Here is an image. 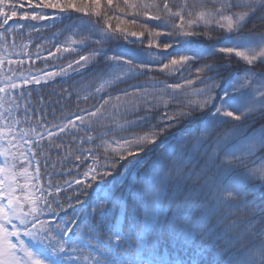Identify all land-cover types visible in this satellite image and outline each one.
<instances>
[{
  "label": "snow or ice",
  "instance_id": "6c2138e0",
  "mask_svg": "<svg viewBox=\"0 0 264 264\" xmlns=\"http://www.w3.org/2000/svg\"><path fill=\"white\" fill-rule=\"evenodd\" d=\"M47 28L68 62L33 72L15 38ZM73 74L97 102L33 122L28 86ZM0 264H264V0H0Z\"/></svg>",
  "mask_w": 264,
  "mask_h": 264
},
{
  "label": "trees",
  "instance_id": "16d2710c",
  "mask_svg": "<svg viewBox=\"0 0 264 264\" xmlns=\"http://www.w3.org/2000/svg\"><path fill=\"white\" fill-rule=\"evenodd\" d=\"M119 2L123 6V0H114V3ZM23 10V9H21ZM51 11V10H49ZM114 12L120 15L121 19H116L115 16H113L112 12H109V16L112 17L108 22L111 24L112 28L115 29L117 24H120V27L122 29H126L127 32L130 34L131 32H137L141 33L144 32V35L141 37V39L144 41L143 44H127L126 47L129 49H140L144 48L148 43V33L140 26V23L132 24L128 21L132 20L135 16V12L132 10H129L127 8H124V10L121 12L120 9H113ZM138 21H144V17H137ZM123 21V22H122ZM11 23V22H10ZM22 23H28V22H22ZM150 25L155 24V21H149ZM53 33H56V39L63 40L64 37L60 36L57 32L56 28H47L42 29L40 33H31L29 34L27 29L23 30V35H18L15 38V43L17 45V48L15 51L20 52L21 56L20 59H23L25 61L24 68H28L32 61H35V64L32 65V71L35 72L37 70H51L54 66L59 67L67 64V60L58 59L53 61L51 58H49L47 61H45L44 57L47 56L48 50L52 47V41H53ZM41 37L43 39H41ZM129 39L134 40L135 37H131L129 35ZM166 37H161V40H167ZM9 44L13 42L12 38H9ZM41 44L42 49L38 50L36 48V44ZM121 44H124L125 42L123 40L120 41ZM27 45V48H24L23 45ZM156 51V49H153ZM162 51V49H160ZM24 53H28L31 57L29 59L28 55H24ZM37 54L41 57V59L37 60ZM13 58H17L13 56ZM47 64V68H46ZM7 67V64L5 65ZM8 75H11V73H8ZM21 75L18 73V76ZM22 75H27V72H24ZM157 79L164 80L166 77L164 75L158 74L156 76ZM89 77L87 74H85L84 77H81L79 75H72L71 79H68L67 77H57L55 80L49 81L48 83L41 82L40 85H29V89L31 91V103L33 107L37 109V113L35 116H33V122H35L36 119L43 118L49 123H60L65 117L67 118H73L74 115L83 114L81 112V109H87L90 108L92 104L96 103L97 101L95 99H90L89 101H85L82 97L78 98L76 95V92L80 90L81 87V81L85 85V90L89 89L86 87L87 81ZM141 79H146L142 77ZM94 87V86H93ZM123 87V85L121 86ZM67 89V91H64ZM84 90V91H85ZM71 93V95H70ZM81 93V92H80ZM23 101H21V104L23 105ZM22 118V117H21ZM21 127L28 128V123H22ZM93 135H96V133H93ZM67 138L65 139V144L67 146ZM90 145L85 144L84 147L88 148ZM39 160V166L41 169L42 174V181L47 182L49 179V176L51 177V180L61 185L62 187H67L64 185V180H72L73 176L76 173L75 164L76 161L74 157L67 161H61L58 157L52 156L51 159L48 158L47 152H45L44 155L37 157ZM93 161H88V163H92ZM103 162V161H101ZM55 164L56 166L53 167L52 165ZM61 165L64 169H71L73 172V176H67L64 175V173L60 170ZM83 169H81L82 171ZM251 187V185H249ZM71 194V191L69 190L64 195ZM259 197V193H253L250 196V207L253 206V204L257 207H259V200L257 199ZM64 196H61V199L63 200ZM81 211H85L86 209L81 208ZM66 218L64 216L63 212H60L58 217L56 219H53L51 214H46L43 219H47L52 222L53 226H55L56 223L59 222L60 219Z\"/></svg>",
  "mask_w": 264,
  "mask_h": 264
},
{
  "label": "rangeland",
  "instance_id": "374dc122",
  "mask_svg": "<svg viewBox=\"0 0 264 264\" xmlns=\"http://www.w3.org/2000/svg\"><path fill=\"white\" fill-rule=\"evenodd\" d=\"M92 89H86L85 91L80 93V97H83V95H85L88 91H91ZM27 240V238H25Z\"/></svg>",
  "mask_w": 264,
  "mask_h": 264
}]
</instances>
